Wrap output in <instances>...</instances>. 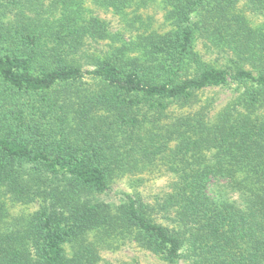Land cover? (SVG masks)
Returning <instances> with one entry per match:
<instances>
[{
  "label": "trees",
  "instance_id": "trees-1",
  "mask_svg": "<svg viewBox=\"0 0 264 264\" xmlns=\"http://www.w3.org/2000/svg\"><path fill=\"white\" fill-rule=\"evenodd\" d=\"M166 1L174 30L97 55L87 47L109 31L83 0H0V196L40 202L8 223L0 197V264H98L92 231L168 263L185 246L195 264H264V27L251 28L235 0ZM248 3L264 14V0ZM197 32L253 71L203 62ZM229 81L244 90L214 119L205 106L165 119ZM158 165L176 176L156 206L171 227L138 194L102 198L116 176Z\"/></svg>",
  "mask_w": 264,
  "mask_h": 264
},
{
  "label": "rangeland",
  "instance_id": "rangeland-1",
  "mask_svg": "<svg viewBox=\"0 0 264 264\" xmlns=\"http://www.w3.org/2000/svg\"><path fill=\"white\" fill-rule=\"evenodd\" d=\"M83 7L88 16H94L107 24L109 36L106 40L87 47L88 52L103 55L121 43H128L148 34H163L174 30L169 17V5L166 0H127L117 9L102 3V0H83ZM234 11L241 15L251 28L264 27V14L252 9L248 0H235ZM93 43V42H91ZM194 53L205 63L216 68L235 70L244 67L253 71L252 67L235 57L228 49L214 45L200 32L196 33ZM136 55L137 51H132ZM192 72V68H188ZM255 72V71H254ZM87 87H93L95 81L87 77ZM244 85L229 81L224 85L211 86L197 93L196 101L191 106H171L166 113V120L186 114L200 106L209 108V119H214L218 112L233 104L244 90ZM264 110V106L262 107ZM154 167L153 172L138 174H122L115 177L111 189L102 196L112 203L121 202L123 193L138 194L147 205L148 215L158 223L167 227L173 225L171 217L163 215L157 209V202L171 190L176 176L164 167ZM224 180L213 183L211 194L220 190ZM1 201L5 211V221L16 222L21 217L31 216L40 206V202L20 201L14 199L10 193L3 191ZM224 198L237 200V195L225 193ZM89 236L98 246V264H174L154 255L145 246L130 237L109 238L102 233L90 232ZM75 245L65 243L64 251L70 257ZM177 264H195L189 256L185 246L181 248V257Z\"/></svg>",
  "mask_w": 264,
  "mask_h": 264
}]
</instances>
